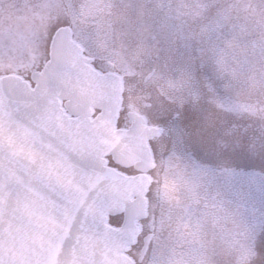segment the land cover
I'll return each mask as SVG.
<instances>
[{"label":"water","instance_id":"1","mask_svg":"<svg viewBox=\"0 0 264 264\" xmlns=\"http://www.w3.org/2000/svg\"><path fill=\"white\" fill-rule=\"evenodd\" d=\"M54 70L32 74L31 89L15 76L0 79V231L9 260L22 264H129L121 254L143 215L145 177L127 178L104 156L149 167L146 140L155 132L129 116L114 131L119 81L98 75L79 54L55 51ZM65 101L69 119L59 108ZM100 113L89 120L90 109ZM89 160L87 167L82 166ZM134 198L130 201V198ZM124 206L119 230L105 216Z\"/></svg>","mask_w":264,"mask_h":264},{"label":"snow or ice","instance_id":"2","mask_svg":"<svg viewBox=\"0 0 264 264\" xmlns=\"http://www.w3.org/2000/svg\"><path fill=\"white\" fill-rule=\"evenodd\" d=\"M25 7L29 9L27 27L7 22L0 25V69L5 62L19 59L42 74L54 70L58 47L68 48L73 58L80 54V45L86 42L84 18L94 7L89 0L79 5L44 0L35 6V12L27 4ZM180 38L172 28L159 30L158 36L154 33L157 58L161 53L166 62L178 54L182 58L177 46ZM221 98L231 102V97ZM154 107L163 136L185 154L184 168L197 174L198 187L179 209L157 203L160 214L153 215L151 238L142 249L139 264H196L194 257L200 253H205L211 264H228L219 254L221 241L237 237L243 230L259 228L264 232V126L256 130L251 123L230 118L228 112L215 114L209 123L202 103ZM260 112L264 114V107ZM204 160L227 163L213 166ZM81 163L87 167L90 162L84 159ZM201 233L206 245L211 237L210 245L197 247L196 237ZM6 251L0 231V264H22L9 260ZM256 264H264V257Z\"/></svg>","mask_w":264,"mask_h":264},{"label":"rangeland","instance_id":"3","mask_svg":"<svg viewBox=\"0 0 264 264\" xmlns=\"http://www.w3.org/2000/svg\"><path fill=\"white\" fill-rule=\"evenodd\" d=\"M89 2L95 7L102 0H89ZM65 3L79 5L83 2L82 0H65ZM35 4L37 5V2ZM18 8L1 6L0 25L7 22L8 25L14 26V17L17 14L27 17L25 7L20 6V13L15 11ZM148 11L149 20L153 17L159 22L175 21L177 25H180L184 36H190V43H188V50L191 49L190 57L182 61H185L190 68L193 65L192 72L191 70L182 72L183 64L174 58L172 62H166L164 58L165 63L156 59L151 60L143 71L144 74H149L154 70L153 78L148 83V86L153 87L151 93L161 96L167 106L180 107L202 103L209 123L213 121L215 114L228 112L231 114L230 118L251 123L256 130H260L264 126L261 123L264 121V114L260 112V108L264 107V26L257 31L255 27L251 28L245 22L241 23V17L247 16L248 20L259 18L260 15L264 17V0H153ZM220 17L221 21H219ZM234 17H238L237 27L233 25ZM217 25L219 26L218 34L222 31L221 28H223V33L222 38L220 37L216 42L217 47H213L215 39L211 28L214 30ZM91 26H95V23H91ZM84 27H88L86 19H84ZM105 38L106 36L104 40ZM95 39L100 40L98 36H95ZM94 47H96L95 51L86 50V54L91 55L93 59L111 63L116 73L125 79L139 74L137 61L128 55L127 48L120 45L102 48L97 42ZM219 48L220 53L215 58L213 54L216 56V49ZM212 50L214 53L211 52ZM211 54L212 57H210ZM216 69H220L219 74L214 73ZM39 71L38 69L37 72ZM32 72L36 71L32 70L27 74L19 72L18 76L23 81L29 82ZM237 78L240 80L238 81ZM237 89L248 92V94L245 96L235 94ZM222 91L226 94H217L218 92L221 94ZM221 97H231V102ZM166 144L163 162L166 166L169 164L171 171H165L162 178L160 202H169L175 195L180 197L182 189L187 192V197L182 201L189 202L198 187L197 174L192 169L184 168L185 154L181 149L169 141ZM203 163L216 166L226 164L227 161L221 163L215 160H204ZM176 190H179L180 194H177ZM256 195L258 198V194ZM191 202L195 203L194 199ZM112 222L115 220L113 219ZM201 234L196 238L197 246L205 247L208 242L206 245L202 239L203 233ZM243 234L244 238L239 245L242 253L234 259V264H256L260 257H264V232L257 228L253 231L244 230ZM189 242H191V237ZM194 258L196 264H211L208 256L199 255Z\"/></svg>","mask_w":264,"mask_h":264},{"label":"flooded vegetation","instance_id":"4","mask_svg":"<svg viewBox=\"0 0 264 264\" xmlns=\"http://www.w3.org/2000/svg\"><path fill=\"white\" fill-rule=\"evenodd\" d=\"M152 1L153 0H102V2L98 6H95L94 10L90 11L84 18L88 25L87 28L84 27L86 37L88 38L85 43L80 45L82 56L89 60V64L93 69L97 70L99 73L117 74L120 78V100L115 120V129L127 130L132 125L129 121V116H134L143 121V126L146 129L155 131V134L146 141L150 153L151 166L145 173L148 182L144 190V216L134 222L136 233L133 237L132 245L127 247L124 253L131 264H139V260L143 255L142 249L148 239L151 238L149 233L152 227L153 215L159 216L160 214V209L156 207L157 203L163 205L166 209H179L186 203L183 202L182 199L187 197V192L180 188V197L175 195L173 200L169 202H160L162 178L165 171L170 172L171 170L169 169V164L166 166L163 162L164 155L162 157V153L167 145V140L163 136L161 122L157 119L154 106H168L162 101L161 96L151 93L153 87L148 86V83L153 78L154 70L149 74H144L143 71L151 60L153 61L156 59L162 63L164 61L163 53L160 54L159 59L157 58L158 47L157 43L152 39L153 34L156 33L158 36L159 30H167L169 28L174 29L180 34V25H177L175 21L159 22V20L156 21L153 17H151L152 20H149L148 10ZM0 2L2 3L0 4V8L1 6L6 8L12 6L15 8L19 7L18 10L15 11L20 13V6L25 7L26 4L31 6L32 12H35V6L42 5L44 0H10L9 2L0 0ZM35 2H37V5ZM82 2H84V0H82ZM25 9L24 11H27L28 14L29 9L26 7ZM54 19L53 17V20ZM25 21V16L23 17L17 14V16L14 17V26L27 27ZM91 23H95V26L92 27ZM95 36H98L100 40L96 41ZM104 36H106L105 40ZM188 39L185 40L187 41V43L185 42L186 44L190 43V36ZM180 41L181 38L177 39V45L180 44ZM95 42L102 48L116 47L119 45L125 49L127 48L128 55L134 57V61H137L136 65L139 74L125 79V77L116 73L111 63L99 61L93 59L91 55H87L86 50L91 52L96 50V47H94ZM7 66H9V64ZM32 70L37 72L38 69H33L29 63H22L17 59L13 69L10 70L8 67H3L0 69V75L7 74L6 72L16 75H18L19 72L27 74ZM23 77H25V75ZM220 162L222 163V161ZM225 162L226 161H223V163ZM106 163L108 167L128 177H134L140 174L134 170V166H132L130 170H127L129 167L122 168L114 165L109 157L106 158ZM176 193L180 194V191L176 190ZM113 219L115 222H112ZM121 221L122 215L120 220L117 219V216L107 218L108 225L113 228H118ZM243 231L242 234L237 237H230L228 241H221L219 254L228 264H234V259L239 256V253H242V248L241 246L239 247V245L244 238ZM201 235L202 234L199 236ZM207 242L208 245L211 244V237H209ZM186 254L187 253H185V255ZM199 255L203 257L207 256L205 253H200Z\"/></svg>","mask_w":264,"mask_h":264},{"label":"trees","instance_id":"5","mask_svg":"<svg viewBox=\"0 0 264 264\" xmlns=\"http://www.w3.org/2000/svg\"><path fill=\"white\" fill-rule=\"evenodd\" d=\"M242 18V20H241V23H243V22H245V24H247V25H249L251 28H253V27H255L256 29H257V31H259L260 30V28H261V26H264V22H262V20L264 19V17L263 16H261L260 15V17L259 18H250V20H248V17L247 16H242L241 17ZM222 20V18L220 17L219 18V21H221ZM253 20V21H252ZM234 27H237L239 24L237 23L238 22V17H234ZM262 22V23H261ZM237 23V24H236ZM233 27V26H232ZM218 29H219V26L217 25V26H215L214 27V30H213V28H211V33H212V35H213V38L215 39V43H213V47H217V41L220 39V37L222 38V33H223V28H221V30L222 31H220V33L218 34ZM215 33V34H214ZM181 42H183V40H181ZM263 43H264V40H263ZM180 49V53H182V58L180 57V55L178 54V58H179V60H180V62H184V61H182L183 60V58H185L184 57V55H183V52H182V49L181 48H179ZM212 53H214L213 52V50L211 51ZM220 53V48L219 49H216V56L213 54V56L216 58L217 57V54H219ZM210 57H212V54L210 55ZM192 59V58H191ZM191 63V62H190ZM194 64V63H193ZM194 68H196V65L194 64ZM192 67H193V65H192ZM214 73L215 74H219L220 73V69H216V72H215V70H214ZM237 80L239 81L240 79L239 78H237ZM237 82V81H236ZM238 83V82H237ZM238 86L239 87H242L240 84H238ZM228 88V87H227ZM226 88V89H227ZM255 90H257V88L255 89ZM225 91V90H224ZM223 91V92H224ZM251 91H254V90H251ZM226 92H227V90H226ZM235 92V91H234ZM224 94H226L225 92H224ZM235 94H239V95H244L245 96V94H248V92H243V90H236V92H235Z\"/></svg>","mask_w":264,"mask_h":264},{"label":"bare ground","instance_id":"6","mask_svg":"<svg viewBox=\"0 0 264 264\" xmlns=\"http://www.w3.org/2000/svg\"><path fill=\"white\" fill-rule=\"evenodd\" d=\"M130 168H132V166H130L129 168H127V170H130ZM117 219H118V220L121 219V214L117 216Z\"/></svg>","mask_w":264,"mask_h":264}]
</instances>
